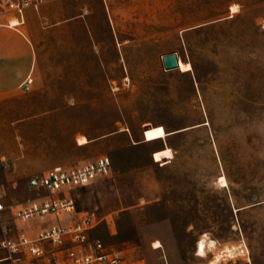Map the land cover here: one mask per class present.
I'll use <instances>...</instances> for the list:
<instances>
[{
	"label": "rangeland",
	"instance_id": "1",
	"mask_svg": "<svg viewBox=\"0 0 264 264\" xmlns=\"http://www.w3.org/2000/svg\"><path fill=\"white\" fill-rule=\"evenodd\" d=\"M30 12L43 81L0 99V242L17 207L48 196L32 178L108 157V176L61 195L94 215L91 241L127 264H264V0Z\"/></svg>",
	"mask_w": 264,
	"mask_h": 264
},
{
	"label": "built area",
	"instance_id": "2",
	"mask_svg": "<svg viewBox=\"0 0 264 264\" xmlns=\"http://www.w3.org/2000/svg\"><path fill=\"white\" fill-rule=\"evenodd\" d=\"M44 0H0V18L14 13L24 23L27 10L38 11ZM11 25V23H9ZM32 79L22 88L29 90ZM8 164L0 160V169ZM108 157L73 168L55 167L48 173L30 180L31 188L47 192L48 196L17 207L12 219L17 224L31 221L48 224L35 236L20 233L12 236V229L4 228L7 237L0 242V249L8 250V259L28 264H127L123 257L109 253L99 240L91 241L95 229V217L90 213H78L76 201L65 195L66 190L87 186L111 173ZM1 198V197H0ZM5 206L0 202V212ZM19 222V223H18Z\"/></svg>",
	"mask_w": 264,
	"mask_h": 264
},
{
	"label": "crops",
	"instance_id": "3",
	"mask_svg": "<svg viewBox=\"0 0 264 264\" xmlns=\"http://www.w3.org/2000/svg\"><path fill=\"white\" fill-rule=\"evenodd\" d=\"M30 11L33 10L30 9L26 11L24 16V23L19 24L17 26H12L9 24L11 19L13 18L17 20V22L19 21L18 17L16 16L11 19H1L2 23H0V99L8 98L14 93H17L21 89L22 84L29 78L32 79L33 82L35 81L37 84H40L41 80L43 81V79H36L40 77L41 74L39 68L36 71L38 64L36 53L37 46L36 36L32 32L33 13H31ZM25 64H27L28 66L27 70L25 72H22L21 76H18V79H16V72L18 70V67ZM42 75L45 76V74ZM18 225L19 230L12 233L13 237H17V235L20 233L35 236L38 232L41 231L42 228L48 226V224H43L40 222ZM20 264H28V261L22 260Z\"/></svg>",
	"mask_w": 264,
	"mask_h": 264
},
{
	"label": "water",
	"instance_id": "4",
	"mask_svg": "<svg viewBox=\"0 0 264 264\" xmlns=\"http://www.w3.org/2000/svg\"><path fill=\"white\" fill-rule=\"evenodd\" d=\"M163 65H164V70L166 72L179 69L180 65H179V56H178V54L176 52H174V53H170L168 55H165L163 57ZM149 128H150L149 126L146 127L144 132L147 131ZM182 131H184V130H181V131H178V132H182Z\"/></svg>",
	"mask_w": 264,
	"mask_h": 264
},
{
	"label": "bare ground",
	"instance_id": "5",
	"mask_svg": "<svg viewBox=\"0 0 264 264\" xmlns=\"http://www.w3.org/2000/svg\"><path fill=\"white\" fill-rule=\"evenodd\" d=\"M231 12L233 13V14H235V13H237L238 12V10H237V6H233L232 8H231ZM11 25L12 26H17V21H12V23H11ZM185 71H191L192 70V66H191V64H186L185 66H184V68H183ZM87 141H86V139H84L83 140V142H81V143H86ZM222 183H223V186H226L227 185V182H226V180H225V178L223 177L222 178ZM157 247H159L160 246V244L159 243H157V245H156ZM230 253V252H229ZM217 261H218V259H217ZM215 262H213L212 264H214Z\"/></svg>",
	"mask_w": 264,
	"mask_h": 264
}]
</instances>
